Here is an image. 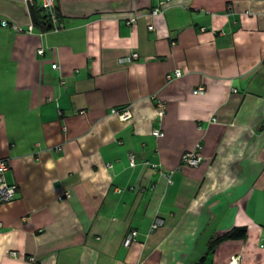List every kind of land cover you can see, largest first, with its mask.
Here are the masks:
<instances>
[{
	"label": "crops",
	"instance_id": "obj_1",
	"mask_svg": "<svg viewBox=\"0 0 264 264\" xmlns=\"http://www.w3.org/2000/svg\"><path fill=\"white\" fill-rule=\"evenodd\" d=\"M157 3L0 0V264H264V0Z\"/></svg>",
	"mask_w": 264,
	"mask_h": 264
},
{
	"label": "built area",
	"instance_id": "obj_2",
	"mask_svg": "<svg viewBox=\"0 0 264 264\" xmlns=\"http://www.w3.org/2000/svg\"><path fill=\"white\" fill-rule=\"evenodd\" d=\"M176 0H158L157 6L151 11V16L152 17H157L160 16L164 9L171 3H173ZM25 4H33L34 0H24ZM42 8L44 11L47 12L48 18L50 20V24H51V29L58 32L62 29H64V25L59 21L58 15L55 12V4H54V0H42ZM248 14H251L250 12H248ZM135 22V18H132L130 20H128L127 24L128 25H132ZM2 27L4 28H11L13 31L17 32V33H33V26L30 25L27 29H24L22 27H19L18 25L15 24H10L7 21H2L1 22ZM149 30L152 31L153 27H149ZM38 54L39 55H43L44 51L42 49L38 50ZM139 59V55L137 53H132L131 55L124 57L120 60V63L122 64H130L134 61H137ZM53 70H57L58 66L57 65H53L52 66ZM181 72L179 70L175 71L173 74L168 75V79H174V78H180L181 77ZM64 84V82H63ZM195 94L197 95H201L204 93V89L203 88H198L195 92ZM112 115L117 116L122 122H127L131 119L132 115L131 112L126 109V108H121V109H113L111 111ZM153 136H155L156 138H162L164 136V134L162 132H160L159 130H154L153 131ZM201 150V145L198 144L196 145L194 150L191 151H187L185 152L182 157H181V165L183 167H189V168H197L199 167L202 163H203V157L200 155L199 151ZM130 164L131 167H134V156L130 155ZM110 168L112 166H109ZM8 171V164L6 160H0V203L4 204V203H9L12 202L15 199L16 196V192H17V188L14 185H9L6 182V178H5V173ZM167 177V176H166ZM169 179V183H172L171 177H167ZM70 193L66 192L64 194V198L62 199H69L70 198ZM161 226H163V222L161 220H156L152 227L151 230L155 231L158 228H160ZM1 227V225H0ZM138 236L139 233L135 230L130 231L124 240V247L129 248L131 247L133 244L138 242ZM12 257H16L17 254L16 253H12L11 254ZM28 262L29 264H37V261L34 257H29L28 258ZM238 259H234L232 261V263L237 264Z\"/></svg>",
	"mask_w": 264,
	"mask_h": 264
},
{
	"label": "trees",
	"instance_id": "obj_3",
	"mask_svg": "<svg viewBox=\"0 0 264 264\" xmlns=\"http://www.w3.org/2000/svg\"><path fill=\"white\" fill-rule=\"evenodd\" d=\"M56 13H59L58 10H56ZM58 15V14H57ZM59 16V15H58ZM35 20H34V25L41 28L42 31H49L51 29V24L50 20L48 19V16L44 14L43 10L37 9L36 14H35ZM60 18V16H59ZM246 236V230L242 228H236L232 232L228 233L224 237L220 239H227V240H240L244 239ZM220 239L214 241L212 243V247L216 245ZM203 264V263H202Z\"/></svg>",
	"mask_w": 264,
	"mask_h": 264
}]
</instances>
